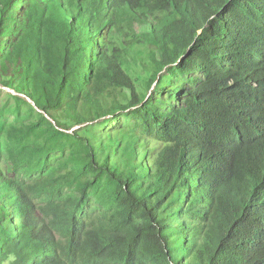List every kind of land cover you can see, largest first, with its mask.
Wrapping results in <instances>:
<instances>
[{"label": "trees", "instance_id": "trees-1", "mask_svg": "<svg viewBox=\"0 0 264 264\" xmlns=\"http://www.w3.org/2000/svg\"><path fill=\"white\" fill-rule=\"evenodd\" d=\"M0 264H264V0H0Z\"/></svg>", "mask_w": 264, "mask_h": 264}, {"label": "rangeland", "instance_id": "rangeland-1", "mask_svg": "<svg viewBox=\"0 0 264 264\" xmlns=\"http://www.w3.org/2000/svg\"><path fill=\"white\" fill-rule=\"evenodd\" d=\"M120 121H124V122H125V120H123V118H121ZM118 123H119L118 121H114V122H113V126H117ZM106 127H110V126L107 125Z\"/></svg>", "mask_w": 264, "mask_h": 264}, {"label": "water", "instance_id": "water-1", "mask_svg": "<svg viewBox=\"0 0 264 264\" xmlns=\"http://www.w3.org/2000/svg\"><path fill=\"white\" fill-rule=\"evenodd\" d=\"M13 92H14V91H13ZM28 101H29L30 103H32L33 106L36 107V104H35L31 99H28ZM36 108H37V107H36ZM37 109H38V108H37ZM38 110H39V109H38ZM48 119L52 121V119H51L50 117H48ZM54 123H55V122H54Z\"/></svg>", "mask_w": 264, "mask_h": 264}, {"label": "clouds", "instance_id": "clouds-1", "mask_svg": "<svg viewBox=\"0 0 264 264\" xmlns=\"http://www.w3.org/2000/svg\"><path fill=\"white\" fill-rule=\"evenodd\" d=\"M9 90V89H8Z\"/></svg>", "mask_w": 264, "mask_h": 264}]
</instances>
